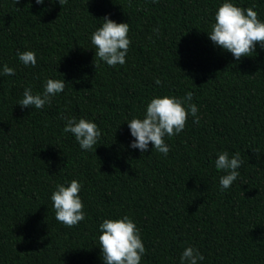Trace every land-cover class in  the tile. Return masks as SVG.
Masks as SVG:
<instances>
[{"label":"trees","instance_id":"16d2710c","mask_svg":"<svg viewBox=\"0 0 264 264\" xmlns=\"http://www.w3.org/2000/svg\"><path fill=\"white\" fill-rule=\"evenodd\" d=\"M223 2L0 0V73L5 64L15 72L0 75V264H104L99 225L124 216L140 230L141 264H181L189 246L199 264H264V48L237 61L213 44L207 33ZM230 2L254 6L264 22V0ZM105 16L129 24L124 65L95 57L90 38ZM25 51L34 67L19 60ZM48 79H64V92L21 108L24 89L42 94ZM189 92L199 123L189 114L165 138L166 157L151 143L130 147L127 122L155 97ZM68 118L97 124L92 149L64 132ZM225 151L243 164L223 190L215 161ZM72 180L85 219L69 228L51 195Z\"/></svg>","mask_w":264,"mask_h":264},{"label":"clouds","instance_id":"9594fccd","mask_svg":"<svg viewBox=\"0 0 264 264\" xmlns=\"http://www.w3.org/2000/svg\"><path fill=\"white\" fill-rule=\"evenodd\" d=\"M19 0H16L18 3ZM36 4H43L45 0H35ZM62 6L67 0H58ZM254 7V6H253ZM253 7L247 9L237 7L230 0L218 7L215 13V22L208 32L209 39L221 48L229 52L239 61L242 57H251L255 54L256 46L264 48V22L258 18V13ZM102 25L91 35V43L95 46V57L105 62L110 67L124 65L131 44L128 38L129 24L116 23L108 16L102 18ZM158 32V29H154ZM19 60L24 65L35 66L36 54L33 51L17 53ZM95 67H98L95 64ZM14 69L3 66L0 75H14ZM157 85L161 81H155ZM66 83L60 79H48L42 94H34L32 88L26 87L23 99L19 101L21 108L42 109L45 104L51 103V98L65 90ZM192 93L189 92L183 98L175 96H163L153 98L146 107L144 117L132 118L128 123L130 134L134 142L130 147L139 149L142 153L148 151L149 143L153 149L163 154H169L170 148L165 142L166 137L180 134L186 126L189 114L194 117V123H199L197 116L198 107L191 103ZM186 105V106H185ZM65 133L74 135L82 150L92 149L101 136V130L96 123L87 119L68 118L64 128ZM243 161L237 152L231 157L228 152L218 154L215 167L223 170L219 184L221 189H228L237 180ZM81 184L78 180H72L67 186L58 184L51 195V201L55 211V219L71 228L77 226L85 219L84 205L80 198ZM99 248L102 252L104 264H141L142 257L146 254L145 246L141 239L140 230L128 217L121 219H105L99 225ZM204 260L200 251L192 246L185 248L180 262L181 264H199Z\"/></svg>","mask_w":264,"mask_h":264}]
</instances>
